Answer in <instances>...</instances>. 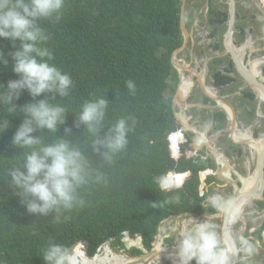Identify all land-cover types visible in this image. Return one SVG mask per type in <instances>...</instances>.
Here are the masks:
<instances>
[{
    "label": "clouds",
    "instance_id": "9594fccd",
    "mask_svg": "<svg viewBox=\"0 0 264 264\" xmlns=\"http://www.w3.org/2000/svg\"><path fill=\"white\" fill-rule=\"evenodd\" d=\"M181 1L180 39L151 58L143 52L130 58L123 51L125 44L144 47L149 42L128 19L110 12H74L76 0H0V40L10 41L15 49L7 56L16 74L7 83L0 79V131L11 127L7 118L1 120L7 107L9 113L20 109L24 114L12 137V144L23 149V159L8 170L13 190L2 196L5 212L0 210V244L9 248V264H150L158 262V246L161 255L174 253L169 261L162 258L161 264L163 260L165 264H233L236 254L234 264H264V203L260 206L264 202V0ZM216 21L219 27L210 28ZM63 41L68 47H89L92 66L101 77L141 65L140 72L126 81L127 115L135 97L149 87L155 67L162 64L172 67L167 86L156 90L142 109L118 119L103 138L104 123L115 119L110 99L98 89L82 94L88 98L80 101L74 126L83 128L84 137L74 143L71 127L58 135L72 114L67 117V108L52 102L57 96H69L74 87L71 75L55 62L52 44ZM0 64H9L3 49ZM26 91L30 102L24 99ZM150 111L173 115V129L166 127V121L156 123L146 147L150 150L158 140L165 141L176 163L157 183L158 191L187 186L190 194L184 208L191 209L163 220L148 249L144 236L126 225L114 233L99 230L83 206L95 194L96 185L106 183L104 162L113 163L127 149L138 118ZM37 132L57 136L51 143L43 142L41 134L34 135ZM89 134L92 151L104 161L97 168L80 147ZM183 159L195 167L178 169ZM256 171L257 186L245 190L242 177ZM203 175L198 199L195 184ZM182 176H187L183 183L178 179ZM242 197L253 199L240 214L236 204ZM173 199L178 202L179 195ZM222 214L228 217L231 239L220 229ZM177 219L182 221L177 227L179 238H172L166 224ZM18 240L30 247L38 244L37 260L33 249L21 254ZM153 250L156 254L148 262Z\"/></svg>",
    "mask_w": 264,
    "mask_h": 264
},
{
    "label": "trees",
    "instance_id": "16d2710c",
    "mask_svg": "<svg viewBox=\"0 0 264 264\" xmlns=\"http://www.w3.org/2000/svg\"><path fill=\"white\" fill-rule=\"evenodd\" d=\"M76 2L74 12H110L114 16L128 19L133 26L135 25L144 33L145 36L142 39L148 40L149 45L140 47L134 43H128L123 46V51L130 58L141 57V52L151 58L157 50L172 47L181 37V0H76ZM3 40L8 43L0 40V49L5 51L9 64L7 66L0 64V79H4L7 83L9 80L15 79L16 75L11 70L12 59L7 56L8 52L15 51V49L10 41ZM52 49L57 65L67 71L66 73L70 74L74 81V87L69 96H57L52 101L67 108V117L72 114L63 129L61 126L58 135H64V129L71 127L73 135L70 136V139L74 143H81L84 137L83 128L74 126L80 101L88 98L87 95L82 98V94L98 89L105 92L110 99L111 112L115 119L104 123L105 130L100 133V137L103 138L107 129L118 119L128 117L131 112L142 109L155 96L156 90L161 86H167V79L172 70L168 64L155 67L149 87L135 97L127 115L129 90L126 87V81L131 80L135 74L140 72V64L101 77L99 69L92 66L93 55L89 47L76 44L68 47L67 42L63 41L58 45L52 44ZM40 98L42 99L44 96ZM24 99L27 102L32 100L27 91ZM14 102L18 107L23 105L19 101ZM136 115L138 116L139 113ZM6 118L11 127L7 132L0 131V210L2 212H5L2 196L6 192L11 194L13 190L8 182V170L23 159V149L12 144V137L17 129V123L18 127L22 123L24 114L20 113V109L18 112L9 113L7 107L1 120ZM163 121H166L168 129H173V115L167 111H150L144 114L143 118H138L135 131L129 134L130 140L127 149L118 154L111 164L104 162L101 155L92 151L90 134L88 139L80 145L84 154L93 162L94 168H97L98 163L101 162L108 164L104 171L106 183L97 184L95 194L91 195L83 206L88 219L105 233H114L126 225L132 232L141 233L144 236L148 249L152 248V243L163 220L191 209L190 207L184 208L188 200L187 194H190L187 186L184 189L171 192H163L160 189V192L158 191L157 183L159 184V181L165 178L169 169L176 167L165 141L158 140L150 150L146 148L151 141L154 125L156 123L161 125ZM40 134L42 141L49 143L57 136V133H34V135ZM193 166L192 162L183 159L178 169ZM204 176L195 184L197 194L194 195H197L198 199L201 197L204 186ZM185 178L187 176L178 177L181 183ZM177 194L179 195L178 202L173 199ZM195 205L192 200L191 206ZM197 206L200 205L197 204ZM106 211H108L106 215H100ZM0 218L3 217L0 215ZM108 218H115V221L110 222ZM18 241L21 254L27 253L25 250L33 249L35 256L33 259L37 260L39 253L35 247H38V244L34 243L30 247L23 240ZM8 251L9 248L0 244V264H9L6 260ZM19 264H31V262H20Z\"/></svg>",
    "mask_w": 264,
    "mask_h": 264
},
{
    "label": "bare ground",
    "instance_id": "6f19581e",
    "mask_svg": "<svg viewBox=\"0 0 264 264\" xmlns=\"http://www.w3.org/2000/svg\"><path fill=\"white\" fill-rule=\"evenodd\" d=\"M130 140V139H129ZM263 144L262 142H259L257 145H256V149L258 151L261 150ZM226 174V173H224ZM229 176V175H227ZM243 179V185H244V189L247 190V189H250L252 186L253 187H256L257 186V171L249 178H245V177H242ZM253 198L252 197H242L239 202H237V206L240 208V214L242 213L243 209L245 208V206L249 203H251V200ZM263 201H261V205H263ZM232 223V222H231ZM236 223H232V225L234 226ZM179 226V225H178ZM177 230V229H176ZM158 253L156 254L157 256V260L158 262H149L150 264H161V259L164 258L166 259L167 261L171 260L173 257L172 255H174L173 252H170V253H163L161 255V253L163 252V249L161 248V246H158ZM175 255H178V254H175ZM178 258V256H176V259Z\"/></svg>",
    "mask_w": 264,
    "mask_h": 264
},
{
    "label": "water",
    "instance_id": "95a60500",
    "mask_svg": "<svg viewBox=\"0 0 264 264\" xmlns=\"http://www.w3.org/2000/svg\"><path fill=\"white\" fill-rule=\"evenodd\" d=\"M237 65H238V68L243 72V73H245L244 71H245V68L243 67V65L242 64H239L238 62H237ZM251 81L252 82H254L253 80H252V76H251ZM260 195L261 196H263V194H262V192L260 193ZM222 218H221V223H222V225H221V230L223 231V233L225 234V236H226V238L227 239H231L232 237H231V235H230V232H229V227H228V217L226 216V215H223L222 214V216H221ZM153 254H156V251L155 250H153L152 252H151V254L149 255V257L147 256V261L149 262L150 261V257L151 256H153ZM237 261V254L236 255H234V263ZM233 263V264H234Z\"/></svg>",
    "mask_w": 264,
    "mask_h": 264
},
{
    "label": "rangeland",
    "instance_id": "374dc122",
    "mask_svg": "<svg viewBox=\"0 0 264 264\" xmlns=\"http://www.w3.org/2000/svg\"><path fill=\"white\" fill-rule=\"evenodd\" d=\"M216 35H219L220 33L219 32H215ZM212 43V40H210V44ZM221 143V140H215V144H220ZM261 206V204H260ZM182 221L180 219H177V220H174V221H171V222H168L166 224V228L168 230H171V232L173 233L172 234V238H179V228L177 229L178 225L181 223ZM172 224V226H171ZM177 229V230H176ZM236 232V231H235ZM173 239H170V242H172ZM166 261L163 260L162 261V264H165Z\"/></svg>",
    "mask_w": 264,
    "mask_h": 264
},
{
    "label": "flooded vegetation",
    "instance_id": "af4514ba",
    "mask_svg": "<svg viewBox=\"0 0 264 264\" xmlns=\"http://www.w3.org/2000/svg\"><path fill=\"white\" fill-rule=\"evenodd\" d=\"M218 26V21H216L215 23H213V25H210V28L212 29H216Z\"/></svg>",
    "mask_w": 264,
    "mask_h": 264
}]
</instances>
